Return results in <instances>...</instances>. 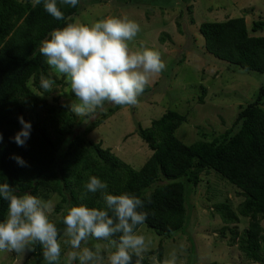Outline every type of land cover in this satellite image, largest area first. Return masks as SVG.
I'll return each mask as SVG.
<instances>
[{"label": "trees", "instance_id": "16d2710c", "mask_svg": "<svg viewBox=\"0 0 264 264\" xmlns=\"http://www.w3.org/2000/svg\"><path fill=\"white\" fill-rule=\"evenodd\" d=\"M58 6L64 20L50 16L42 4L33 7L31 0H0V134L3 136L0 184L7 183L17 194L29 193L44 201L55 195L59 202L54 212L60 214L65 206H103L99 193H89L86 199H80L84 183L94 175L107 183L111 194L128 192L141 198L144 207L139 210L147 213L143 225L159 236L170 237L184 232L189 224L188 196L201 182L200 174L210 169L235 186L242 196L236 209L226 202L213 206V212L223 223L221 238L229 230V246L236 245L245 261L264 264L261 225L264 216V86L259 87L250 102L239 107L232 125L210 140L202 131L198 133L201 140L191 145L181 142L175 132L187 122V117L170 109L152 120L147 128L136 122L137 135L152 153L135 170L110 148H104L102 142L88 137L126 106L106 102L95 113L77 117L57 98L55 103H49L37 97L28 86L31 80V85L42 91L41 75L53 80V86H68L64 77L57 79L50 72L46 58L39 52L41 41L48 38L52 30L74 21L79 11V3L72 7L58 0ZM187 11L192 14L191 7H187ZM190 23H195L193 18ZM176 25L179 29L180 23ZM198 29L205 50L215 58L247 71L264 73V36L251 35L264 30V21H253L248 27L242 16L202 22ZM167 37L162 33L160 42H165ZM183 60L181 57L179 64ZM154 85L157 87L158 83ZM154 91L147 85L138 103L147 100ZM205 93L206 89L202 88L198 101H203ZM69 95L75 97L71 90ZM93 116L95 118L89 122ZM19 117L32 125L25 146H18L13 139L22 129ZM14 156L22 158L26 166L18 164ZM186 185H189L188 192ZM6 214L7 202L0 199V222ZM241 218L248 219V223L238 234L228 226L239 224ZM54 223L62 236L65 226L60 216ZM29 247L34 249L32 255L36 258L30 264H41L42 246L37 242ZM155 254L161 261V245L146 253L142 264H152L148 257ZM135 259L133 257V264Z\"/></svg>", "mask_w": 264, "mask_h": 264}, {"label": "rangeland", "instance_id": "374dc122", "mask_svg": "<svg viewBox=\"0 0 264 264\" xmlns=\"http://www.w3.org/2000/svg\"><path fill=\"white\" fill-rule=\"evenodd\" d=\"M187 7H191L192 14L188 13ZM109 16L128 17L137 22L140 32L130 42V47L155 50L166 65L160 74L150 79L148 85L155 91L147 100L121 108L88 135L93 141L102 142L104 148H110L112 153L135 170L152 153L137 135L136 122L147 128L152 120L170 109L187 117V122L175 132L181 142L191 145L201 140L198 133L202 131L210 140L229 128L239 107L250 102L259 87L264 86V73L241 69L209 54L198 29L202 22L242 16L248 27L253 21H264V0H79L75 19L92 24ZM190 18L194 19V24L190 23ZM177 22L180 23L181 32ZM162 33L168 35L165 42L159 40ZM251 35L264 36V30ZM181 57L184 60L179 64ZM50 72L57 79L63 77L52 68ZM156 82L157 87L154 85ZM31 83L29 80L28 86L33 93L49 103H55L57 98L61 105L70 108L75 100L69 95V85L64 88L53 86L52 91L46 92L37 91ZM202 88L206 89V93L200 102L198 99ZM94 118L91 117L89 122ZM200 179L201 182L188 196L190 221L184 232L168 237L155 234L145 225L138 228L139 234L144 235L150 244L149 251L161 245L162 260L175 251L178 264H252L244 260L236 245H228L231 237L229 230L221 238L223 223L220 216L213 212V206L219 202L229 203L236 209L242 201L239 190L210 169H205ZM188 189L189 185H186L187 192ZM49 200L53 203L50 220L56 222L59 214L54 209L59 198L52 195ZM247 223L248 219L241 218L239 224L228 227L241 234ZM261 225L264 228V216ZM65 239L63 235L60 237V264H65L66 254L70 250ZM97 243L105 242L90 238L87 246L94 247ZM153 256L157 258V254L149 257ZM35 259L32 251L20 254L0 252V264H30ZM41 264L47 262L43 259Z\"/></svg>", "mask_w": 264, "mask_h": 264}, {"label": "clouds", "instance_id": "9594fccd", "mask_svg": "<svg viewBox=\"0 0 264 264\" xmlns=\"http://www.w3.org/2000/svg\"><path fill=\"white\" fill-rule=\"evenodd\" d=\"M32 6H43L56 20H64L58 0H31ZM60 4L75 7L79 0H59ZM140 32V25L128 17L109 16L92 24L79 19L52 30L40 43L39 52L56 73L65 77L75 100L70 112L87 117L102 109L105 103L135 106L150 79L166 67L160 53L149 49H132ZM54 81L41 75L40 86L53 90ZM22 129L14 136L18 146H25L32 125L18 118ZM3 140L0 134V141ZM26 166L20 157H12ZM80 199L99 193L103 206L86 204L65 206L59 216L65 226L63 236L70 246L65 264H142L150 244L139 234L147 213L140 211L144 201L134 194H111L108 185L96 176H89L83 185ZM0 199L7 202L6 218L0 222V252L26 253L34 251L29 245L39 243L47 264H60L61 232L50 220L51 200L44 201L29 193L17 194L7 183L0 184ZM99 203V201H98ZM103 241L87 246L89 239ZM84 245V246H82ZM183 244L180 245L183 250ZM106 253V255H105ZM152 264H178L177 253L158 260L149 257Z\"/></svg>", "mask_w": 264, "mask_h": 264}]
</instances>
